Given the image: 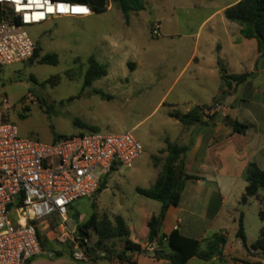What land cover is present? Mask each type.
Returning a JSON list of instances; mask_svg holds the SVG:
<instances>
[{
    "label": "rangeland",
    "instance_id": "1",
    "mask_svg": "<svg viewBox=\"0 0 264 264\" xmlns=\"http://www.w3.org/2000/svg\"><path fill=\"white\" fill-rule=\"evenodd\" d=\"M230 1L143 0L144 8L130 12L126 18L118 5L109 0L102 12L26 27L39 47V57L56 53L58 62L42 64L38 57L33 62L3 66L0 108L4 120L17 126L19 136L52 143L89 133L74 122L77 120L95 126L102 134L131 131L142 145V153L131 166H117L104 173L100 169L94 171L100 175V183L106 181L105 187H99L91 198L76 200L71 205L67 228L60 227L57 217L39 223L45 248L64 244L63 248L71 251L72 242L66 238V231L69 233L76 227L73 217L80 215L82 225L93 212L109 221L114 215L121 216L131 227L130 239L140 240L139 220L143 219L136 210L141 206L158 210L160 203L138 194L136 187H152L161 173L165 141L173 140L177 127L182 126L169 116L170 112L184 113L201 102L213 105L224 94L232 96L231 116L235 114L239 122L247 125V130L264 132V70H259L264 69V56L257 53L254 40L245 39L238 31L231 32L238 25L226 20L222 10ZM156 25L158 35L152 33ZM234 43L240 46L234 47ZM217 44L224 48L220 65L226 69L229 65L232 70L243 68V72L251 74L246 81L232 82L229 90L224 86L215 91L221 81L214 80L215 75L219 76V65L213 68V80L200 74L188 81L194 62L185 65L194 47L197 45L207 58L216 56L217 61ZM239 55H243V62L238 64ZM90 56L107 67V74L84 86ZM205 81L207 85L203 86ZM37 95L45 104L37 101ZM191 183L183 180L187 189L195 187ZM241 184L235 186L222 204L214 197L209 218L196 220L199 232L212 227L206 236L221 227L228 254L214 261L197 258L187 264H236L235 258L245 257L246 248L236 236L237 221L241 213L249 246L260 231L257 212L264 209V199L249 198L246 203L239 201L231 206L232 195L243 192ZM217 211L219 216L212 221L210 218ZM192 220L185 218L186 224ZM86 231L93 239L94 230ZM75 232L69 236L75 238ZM124 239L118 242L123 244ZM114 246H119L117 240ZM167 248L163 245L164 251Z\"/></svg>",
    "mask_w": 264,
    "mask_h": 264
},
{
    "label": "built area",
    "instance_id": "2",
    "mask_svg": "<svg viewBox=\"0 0 264 264\" xmlns=\"http://www.w3.org/2000/svg\"><path fill=\"white\" fill-rule=\"evenodd\" d=\"M92 13L87 4L62 0H0V66L32 58L37 43L27 26ZM158 29L156 25L152 33L158 35ZM141 153L142 145L131 131L89 132L52 143L22 138L17 126L4 120L0 108V264H25L41 253L39 223L56 216L60 227L67 228L71 205L91 198L100 187V175L94 171L129 167ZM69 233L72 257L88 261Z\"/></svg>",
    "mask_w": 264,
    "mask_h": 264
},
{
    "label": "crops",
    "instance_id": "3",
    "mask_svg": "<svg viewBox=\"0 0 264 264\" xmlns=\"http://www.w3.org/2000/svg\"><path fill=\"white\" fill-rule=\"evenodd\" d=\"M237 1L238 0H232L228 2V4H226L222 8V10H224L226 7L234 4ZM237 31L240 34L239 25L237 29L235 28L231 30L232 33L233 32L236 33ZM249 39L255 41V48L257 53H259L257 50L256 40L254 38H249ZM233 46L239 47L240 45L238 43H234ZM216 49H217V57L219 58L217 59V61L214 59L216 56L207 58L205 54L200 53L198 51L197 45L194 47V50L191 53L189 60L187 61V64L185 65V67H188L192 62H194V67L188 78V81H190L191 79H197L200 76V74H204L205 78L213 80V76H214L213 68L218 65L220 66L221 63L220 58L224 53V48L222 47V45L217 44ZM205 58H207L208 60L205 63L207 67L203 66L205 62L204 61ZM242 60H243V55H239L236 59L238 64L242 63L243 62ZM221 65L223 66V64ZM227 69H230V71H227ZM227 69L225 68L227 74L238 75L242 73H247V70L246 72H243V68H241L242 70L241 69L232 70L229 65L227 66ZM259 70H264V69L259 68ZM214 80L216 82L218 80L219 81L221 80L220 70H219V76L215 75ZM219 83L220 84L218 88L216 87L215 91H217L219 87H221V89L224 88L225 85L223 84V81L221 80ZM202 85L206 86L207 85L206 81L203 82ZM222 95H223V99L221 101H215L213 105H208L206 104V102H201L200 104L195 105V106H205V107L211 106L212 109L209 110L205 109L204 111L205 113H209V114L215 111L216 120H217L215 123L210 124L209 126L206 127H199L196 124L184 125L179 120L174 118L175 121L180 122L182 126L177 127L176 130L177 133L173 136V140H169L167 138V140L165 141V147L163 149V153H164L163 162H164L166 156L165 148L168 142L175 143L173 141L176 142L179 141L178 145L188 146L189 147L188 151L183 157L184 172L187 174L196 175L199 178L187 179L192 181L191 184H194L195 187L193 188L191 187L187 189V187L183 185L177 205L169 206L168 209L166 210L165 215L162 217L159 233H169L171 230L174 229V226H177V230L179 233L200 240V249H204L206 247L207 239L213 233L224 234V232L221 230V227H219L217 228L218 230H213L211 233H209L206 236V234L208 233V231L212 229V227H210L209 225L206 228V230H204L203 232H199L198 225L196 223V220L202 221L209 218L210 213L213 211L212 203L214 197H217V200H219V202L222 204L223 201L232 194L235 186L241 184V181L243 180V183L241 184V189L243 190V192H238L236 195H232L233 204H231V206H235L237 203H239L240 201L239 199H241V196L244 193V189L246 186V181L244 180V171L248 166V164L254 163L259 168H264V132L250 131V130H246L244 133L233 132L231 126L226 124L222 120V117L225 115L229 116L231 119L237 120V116H235V114L231 116L230 101L232 100V96L224 97V94ZM190 109L191 108L189 109L187 108L184 113H186ZM86 125L94 128L93 131H90L88 128H84L82 126L87 132H97L95 126L90 124H86ZM153 165L155 166V164ZM263 199H264V195L262 192H260L257 200L262 201ZM160 207L158 210H154L153 208L147 210L144 206H141L136 210L137 214L141 216L143 219L142 221L139 220L138 234L140 235V240H137V238L130 239L131 227L126 223L129 230V234H128L129 240H131L134 243H138L144 249L148 248L150 244H153L154 250H159L154 242L153 243L148 242L149 229L147 226V221L152 215L155 216L158 215L160 211ZM240 215L242 217V223H243V219H244L243 215L241 213ZM186 216L187 218L193 219L191 223L189 222L186 224L185 222ZM218 216L219 215L217 211L213 216H211L210 219L213 221ZM51 217H56V216H51ZM67 222L68 219L66 223ZM192 223L194 224L192 225ZM79 224H80V215H79ZM213 224L214 222L211 224V226ZM76 227H74V229H72L71 232H75ZM237 227H238V221H237ZM95 240H96V233L94 232V236L93 239H91V241L94 242ZM115 240H117V244H119V246L115 248L117 250H120L122 248V243H119L118 239ZM226 245L227 244L225 243V245L222 247L220 255L213 256L208 260L214 261L217 260L218 258L220 259L226 256L228 254L225 249ZM63 246L64 244H60L58 246L51 245L48 248H43L41 253L35 255L25 264H171L170 260L166 258L155 257V256L154 257L144 256L141 254L139 256H134L135 259L134 262H130V263L107 261L102 258L90 259L88 261H79V260H75L72 257L70 251L64 249ZM165 252L169 253V249ZM98 255L103 256L104 252L103 254L101 253ZM197 258L198 257L194 256L191 259H189L185 264L189 262H193ZM235 262L236 264H243V262H246L248 264H264V254H261L259 251L256 250H251L250 252L246 250L245 257H237L235 258Z\"/></svg>",
    "mask_w": 264,
    "mask_h": 264
},
{
    "label": "trees",
    "instance_id": "4",
    "mask_svg": "<svg viewBox=\"0 0 264 264\" xmlns=\"http://www.w3.org/2000/svg\"><path fill=\"white\" fill-rule=\"evenodd\" d=\"M74 4H87L93 12H102L107 9L109 0H62ZM118 5L123 14L128 18L130 12L139 11L144 8L143 0H111ZM225 19L235 22L240 26V34L244 38H254L257 42V50L261 56H264V0H238L232 5H229L223 10ZM39 57V47L35 48L32 58L28 61L33 62ZM39 63L56 65L58 56L56 53H46L39 57ZM0 66V74L2 71ZM220 77L223 84L231 88L232 82L235 84L246 81L251 75L250 73L242 74H227L225 68L220 65ZM107 74V67L98 62L94 56L88 58V66L84 73V86L90 85L94 80L105 76ZM32 81H35L33 76H30ZM50 81V79H48ZM227 90V91H228ZM36 99L39 103L45 104V100L37 95ZM205 109H212L211 106H194L186 113H179L176 111L170 112L169 116L179 120L184 125H194L199 127H206L215 123V111L211 114L205 113ZM222 120L231 126L233 132L244 133L247 130V125L239 122L238 120L231 119L225 115ZM76 124L88 128L93 131L94 128L86 124H82L77 120ZM188 146H180L175 143L168 142L166 144V156L162 165L160 175L157 177L155 183L150 188L136 187V192L146 198L160 202V211L158 215H152L147 221L148 242L155 243L159 250H162L160 256L170 260L171 264H185L192 257H198L203 260H208L213 256L220 255L221 249L226 243V237L221 233H213L207 239V245L204 249H200V240L185 236L178 232L177 229L171 230L169 233H159L157 223L159 217H163L169 206H176L180 193L183 188V180L198 179L196 175L187 174L183 168V157L188 151ZM244 180L246 186L244 193L241 196L240 202L246 203L248 198L258 199L259 193L264 194V168H259L254 163H249L244 171ZM72 206L69 208V210ZM258 217L262 223L258 237L249 246L246 245L245 232L240 215L238 219V227L236 236L242 241L243 246L248 252L251 250L259 251L264 254V209L258 211ZM87 229L92 228L96 233V240L92 244L104 252L103 256L98 254L88 256V260L95 258H102L107 261L117 262H134V256H139L144 249L138 243H134L128 239V226L125 220L119 216L114 215L112 220L106 218H99L96 212H93L87 220L82 224ZM82 225H77L75 232V240L78 245L84 250L79 241L77 229ZM37 236L41 248H45V241L43 240L41 232L37 231ZM125 238L122 248L117 250L114 246V240ZM71 243V242H70ZM163 245L169 249V253L165 252ZM73 244L71 243L72 254ZM85 251V250H84ZM86 252V251H85ZM243 264H248L243 262Z\"/></svg>",
    "mask_w": 264,
    "mask_h": 264
},
{
    "label": "water",
    "instance_id": "5",
    "mask_svg": "<svg viewBox=\"0 0 264 264\" xmlns=\"http://www.w3.org/2000/svg\"><path fill=\"white\" fill-rule=\"evenodd\" d=\"M105 184H106V181L103 180L100 183V188H104ZM73 221L76 225H78L79 224V215H75L73 217ZM161 221H162V217H159L158 223H157V229L160 228ZM86 229L87 228L85 225H82L80 228L77 229L79 241L82 244V247L84 248L86 253L89 256L101 254V253L103 254V252L100 249L96 248L92 244V241L90 239V233L88 231H86ZM162 252H163L162 250H154V245L150 244V246L148 248H145L141 251V255L154 257V256H160L162 254Z\"/></svg>",
    "mask_w": 264,
    "mask_h": 264
},
{
    "label": "snow or ice",
    "instance_id": "6",
    "mask_svg": "<svg viewBox=\"0 0 264 264\" xmlns=\"http://www.w3.org/2000/svg\"><path fill=\"white\" fill-rule=\"evenodd\" d=\"M17 2H19V0H17ZM86 9H83V8H81V9H76V11H80V12H83V11H85Z\"/></svg>",
    "mask_w": 264,
    "mask_h": 264
},
{
    "label": "bare ground",
    "instance_id": "7",
    "mask_svg": "<svg viewBox=\"0 0 264 264\" xmlns=\"http://www.w3.org/2000/svg\"><path fill=\"white\" fill-rule=\"evenodd\" d=\"M76 9H80V8H75V10H76Z\"/></svg>",
    "mask_w": 264,
    "mask_h": 264
}]
</instances>
